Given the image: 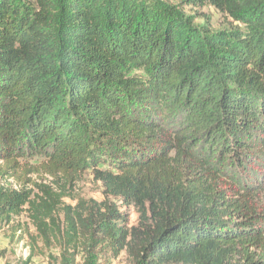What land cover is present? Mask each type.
Masks as SVG:
<instances>
[{"label": "trees", "instance_id": "16d2710c", "mask_svg": "<svg viewBox=\"0 0 264 264\" xmlns=\"http://www.w3.org/2000/svg\"><path fill=\"white\" fill-rule=\"evenodd\" d=\"M25 212L65 216L64 264L81 230L101 259L264 264V0H0V230Z\"/></svg>", "mask_w": 264, "mask_h": 264}, {"label": "rangeland", "instance_id": "374dc122", "mask_svg": "<svg viewBox=\"0 0 264 264\" xmlns=\"http://www.w3.org/2000/svg\"><path fill=\"white\" fill-rule=\"evenodd\" d=\"M171 5L179 4L180 0H164ZM186 14L194 15L196 24L205 25L202 15H207L210 18V26L213 30H222L227 28V19L212 7L205 8H182ZM198 13V15L196 14ZM41 162H34L40 164ZM102 169H108L103 166ZM33 183H43L47 185L54 184L49 178L45 176H32L30 177ZM15 187L18 186L13 180ZM7 185V184H6ZM29 189L34 191V194H39L40 191L34 185H30ZM70 198L64 200L66 205L72 206L74 209L78 206V201L84 199L86 201L95 200L102 201L103 190L100 183L94 180L92 172L88 171L80 182L76 183L74 188L70 190ZM131 213V221L134 223L137 215ZM57 227L50 225V230L47 233L46 239L41 234L29 212H25L22 216L16 217L10 226L4 227L0 230V264H64V251L69 249L66 247L67 238L65 233L67 230L66 220L64 215H58ZM50 224V223H48ZM77 246L70 249L74 253V264H131L126 253H123L118 259L108 260L101 259L98 254L97 241L86 237L84 230H81V238L77 242Z\"/></svg>", "mask_w": 264, "mask_h": 264}]
</instances>
